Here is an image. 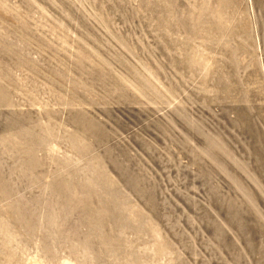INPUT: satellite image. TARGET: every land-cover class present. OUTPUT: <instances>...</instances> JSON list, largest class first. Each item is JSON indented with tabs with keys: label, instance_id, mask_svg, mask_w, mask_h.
<instances>
[{
	"label": "rangeland",
	"instance_id": "obj_1",
	"mask_svg": "<svg viewBox=\"0 0 264 264\" xmlns=\"http://www.w3.org/2000/svg\"><path fill=\"white\" fill-rule=\"evenodd\" d=\"M0 264H264V0H0Z\"/></svg>",
	"mask_w": 264,
	"mask_h": 264
}]
</instances>
